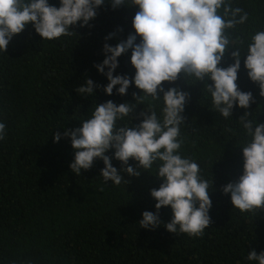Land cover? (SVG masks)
Listing matches in <instances>:
<instances>
[{"label":"trees","instance_id":"16d2710c","mask_svg":"<svg viewBox=\"0 0 264 264\" xmlns=\"http://www.w3.org/2000/svg\"><path fill=\"white\" fill-rule=\"evenodd\" d=\"M227 2L248 14L244 24L226 30L231 39L242 42L237 47L244 55L251 35L264 31V0ZM48 3L60 6L59 0ZM136 11L129 0L115 9L105 0L86 26L80 27V21L69 26L73 35L41 40L28 24L12 37L6 52L0 51V122L6 125L5 139L0 140V264H257L246 259L248 252H264V210L256 215L241 214L233 209L230 194L221 191L243 172L240 147L250 138L239 118L248 111L249 119L264 124V98L259 86L248 79L243 56L236 83L240 91L252 93L254 102L248 109L234 105L231 118L225 119L213 109L206 91L211 81L178 78L163 83L165 91L176 87L188 93L179 154L197 162L201 178L212 181L211 223L202 237L166 231L164 225L172 217L168 207L159 210L160 226L140 228L142 213L156 212L150 191L158 189L162 181L156 176L155 163L148 172L139 170L140 175L133 177L121 169H136L137 162L130 158L122 165L112 159V166L128 182L120 185L103 181L100 159L79 176L70 171L74 153L64 130L80 127L95 105L109 100L117 105L134 103L132 94H141L130 84L124 96L116 94L119 86L106 95L103 88L108 81L95 67L105 59V43L115 47L134 34ZM110 34L113 38L105 40ZM139 42L137 37L134 43ZM231 51L218 67L233 63ZM130 57L131 49L117 58L114 77H134ZM86 79L99 87H94L91 96H80L76 89ZM153 103L160 116L162 100ZM144 107L147 103L133 111L130 127L141 122L137 117ZM127 123V118L117 121L118 126ZM57 132L61 139L54 143ZM105 155L113 157L114 150Z\"/></svg>","mask_w":264,"mask_h":264},{"label":"clouds","instance_id":"9594fccd","mask_svg":"<svg viewBox=\"0 0 264 264\" xmlns=\"http://www.w3.org/2000/svg\"><path fill=\"white\" fill-rule=\"evenodd\" d=\"M105 0H59V7L48 0H0V51L6 52L14 35L21 33L31 24L41 40L51 41L61 36H70L69 26L80 21L84 27L95 18L96 9ZM113 9L125 6V0H110ZM130 6L138 8L132 20L134 34L118 42L115 47L103 46L105 59L96 65L97 72L108 81L103 88L106 95L124 96L130 84L140 91L132 94L134 103L119 105L111 100L95 105L89 118L74 130H64V137L71 141L74 158L70 171L80 175L89 170L94 160L103 162L100 177L112 185L124 181L111 160L127 165L129 159L137 162V168L122 167L129 176L138 177L139 170L147 171L154 163L156 176L162 181L158 189H152L150 196L156 201V212L145 211L139 221L140 228L155 229L160 226L159 210L171 209V220L164 225L166 231L186 234L189 238H200L211 223L208 215L211 208L209 189L212 181L202 179L200 166L191 158L179 154L183 138H180L184 124L185 103L188 93L170 87L165 91L164 82L169 84L178 78H194L195 81H211L206 91L211 96L213 109L223 118H231L234 105L248 109L254 102L251 92H242L236 83L244 57V68L248 79L259 86V95L264 98V31L251 35L246 54L242 55L226 30L244 24L248 14L239 7L233 8L227 0H129ZM223 10L220 14L219 10ZM238 17V18H237ZM140 38L139 43H134ZM110 34L105 40L112 39ZM131 49L130 64L135 75L127 76L113 72L118 67L117 58ZM231 51L233 63L226 68L218 67L225 53ZM107 68V72L104 69ZM186 82V81H185ZM95 85L91 79L78 87L80 96H91ZM159 93H163L162 97ZM162 100L160 116L155 111L154 101ZM147 107L139 113L141 122L129 126L131 114L138 105ZM251 112L239 118L238 123L247 139L241 148L243 159L242 175L235 182H229L221 191L230 194L233 209L241 214L264 210V124L249 119ZM128 119L122 126L117 121ZM6 125L0 122V140L5 139ZM254 128V131H253ZM231 132V129H227ZM61 139L57 132L53 142ZM114 150V156L105 153ZM246 259L264 264V252L249 251Z\"/></svg>","mask_w":264,"mask_h":264}]
</instances>
